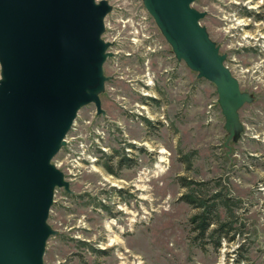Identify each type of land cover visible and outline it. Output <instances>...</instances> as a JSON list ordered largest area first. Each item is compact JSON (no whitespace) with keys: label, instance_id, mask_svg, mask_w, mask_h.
<instances>
[{"label":"rangeland","instance_id":"374dc122","mask_svg":"<svg viewBox=\"0 0 264 264\" xmlns=\"http://www.w3.org/2000/svg\"><path fill=\"white\" fill-rule=\"evenodd\" d=\"M106 1L102 113L83 107L54 159L69 189L56 190L44 264H264V0L193 5L245 98L234 131L145 0ZM190 190L231 199L234 241H193Z\"/></svg>","mask_w":264,"mask_h":264},{"label":"water","instance_id":"95a60500","mask_svg":"<svg viewBox=\"0 0 264 264\" xmlns=\"http://www.w3.org/2000/svg\"><path fill=\"white\" fill-rule=\"evenodd\" d=\"M198 0H145L177 57L218 88L227 126L245 98L202 26ZM106 0H0V264H44L56 190L53 163L81 109L100 92Z\"/></svg>","mask_w":264,"mask_h":264},{"label":"trees","instance_id":"16d2710c","mask_svg":"<svg viewBox=\"0 0 264 264\" xmlns=\"http://www.w3.org/2000/svg\"><path fill=\"white\" fill-rule=\"evenodd\" d=\"M181 185L184 188H191V182L186 179H180ZM190 193L184 195L185 201L199 209L191 219L192 232L195 236L193 241L195 243L202 242L205 245L212 244L215 248L222 246L223 240L234 241L236 238L232 237L233 228V213L230 210L231 199L227 196L214 195L211 202L205 201L201 196L197 195L195 190H190ZM226 208L227 214L222 217L221 210Z\"/></svg>","mask_w":264,"mask_h":264},{"label":"built area","instance_id":"2783aa9c","mask_svg":"<svg viewBox=\"0 0 264 264\" xmlns=\"http://www.w3.org/2000/svg\"><path fill=\"white\" fill-rule=\"evenodd\" d=\"M2 79V68H1V64H0V80Z\"/></svg>","mask_w":264,"mask_h":264},{"label":"bare ground","instance_id":"6f19581e","mask_svg":"<svg viewBox=\"0 0 264 264\" xmlns=\"http://www.w3.org/2000/svg\"><path fill=\"white\" fill-rule=\"evenodd\" d=\"M161 161H162V160H161ZM162 162H163V161H162ZM111 227H112V225L109 224V225H108V228H111Z\"/></svg>","mask_w":264,"mask_h":264}]
</instances>
